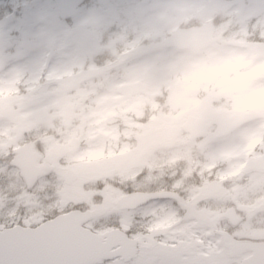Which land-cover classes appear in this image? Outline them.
Listing matches in <instances>:
<instances>
[{"label": "clouds", "instance_id": "clouds-1", "mask_svg": "<svg viewBox=\"0 0 264 264\" xmlns=\"http://www.w3.org/2000/svg\"><path fill=\"white\" fill-rule=\"evenodd\" d=\"M0 264H264V0H0Z\"/></svg>", "mask_w": 264, "mask_h": 264}, {"label": "water", "instance_id": "water-1", "mask_svg": "<svg viewBox=\"0 0 264 264\" xmlns=\"http://www.w3.org/2000/svg\"><path fill=\"white\" fill-rule=\"evenodd\" d=\"M20 163H21V166H22V167H23V166H24V164H25V162H24V161H21Z\"/></svg>", "mask_w": 264, "mask_h": 264}]
</instances>
